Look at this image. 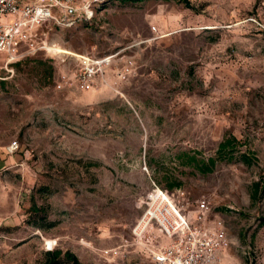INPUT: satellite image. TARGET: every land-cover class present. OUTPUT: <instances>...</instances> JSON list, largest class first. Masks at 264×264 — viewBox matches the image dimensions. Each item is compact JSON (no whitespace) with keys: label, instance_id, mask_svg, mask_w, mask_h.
I'll use <instances>...</instances> for the list:
<instances>
[{"label":"rangeland","instance_id":"obj_1","mask_svg":"<svg viewBox=\"0 0 264 264\" xmlns=\"http://www.w3.org/2000/svg\"><path fill=\"white\" fill-rule=\"evenodd\" d=\"M189 1L97 0L39 28L66 54L0 52V264H151L167 239L133 229L152 183L190 220L208 204L220 264H264V0ZM76 55L107 59L86 91Z\"/></svg>","mask_w":264,"mask_h":264},{"label":"built area","instance_id":"obj_2","mask_svg":"<svg viewBox=\"0 0 264 264\" xmlns=\"http://www.w3.org/2000/svg\"><path fill=\"white\" fill-rule=\"evenodd\" d=\"M97 0H0V52L8 61L18 57V49L26 53L37 51L56 52L44 41L38 40V30L47 24L71 28L94 18ZM12 17V20H10ZM80 69L74 75L80 90L93 86L94 77L101 71L106 59L93 60L76 55ZM18 148L14 141L8 147L13 153ZM142 209L133 234L142 239L146 231L156 225L158 232L167 239L164 245L151 249V264H220L229 240L220 221L207 222L208 204L199 203L194 220L187 218L174 203L167 191L155 183L147 193L138 197Z\"/></svg>","mask_w":264,"mask_h":264},{"label":"trees","instance_id":"obj_3","mask_svg":"<svg viewBox=\"0 0 264 264\" xmlns=\"http://www.w3.org/2000/svg\"><path fill=\"white\" fill-rule=\"evenodd\" d=\"M180 2L183 3V5L185 7H190V1L189 0H179ZM103 2H99V5L103 4ZM44 66L46 65L45 63H41ZM47 66V65H46ZM48 74L47 76L51 77L52 74V67L48 66ZM230 144V139H226L225 141H223L222 143H220L219 145V150H222L223 148H225L226 146H228ZM191 160H195L194 157H191ZM203 164H205L203 162ZM214 165V159H209V162L205 164V169H203V172H208L211 171L212 166ZM255 188L258 187V184L254 185ZM47 258H48V262L47 264H79L78 259L71 253L66 252L64 253V256L61 257V251L59 250H54V251H48L47 253Z\"/></svg>","mask_w":264,"mask_h":264},{"label":"bare ground","instance_id":"obj_4","mask_svg":"<svg viewBox=\"0 0 264 264\" xmlns=\"http://www.w3.org/2000/svg\"><path fill=\"white\" fill-rule=\"evenodd\" d=\"M53 50L56 51V52H58V53H64V54H66V52L63 51V50L60 48V46H55V47H53ZM106 60H107V59H106ZM46 243L48 244L49 247H52L54 241H52V240H47Z\"/></svg>","mask_w":264,"mask_h":264},{"label":"crops","instance_id":"obj_5","mask_svg":"<svg viewBox=\"0 0 264 264\" xmlns=\"http://www.w3.org/2000/svg\"><path fill=\"white\" fill-rule=\"evenodd\" d=\"M4 167V162H3V159H1L0 157V170Z\"/></svg>","mask_w":264,"mask_h":264}]
</instances>
